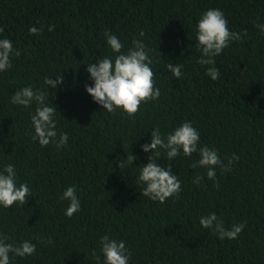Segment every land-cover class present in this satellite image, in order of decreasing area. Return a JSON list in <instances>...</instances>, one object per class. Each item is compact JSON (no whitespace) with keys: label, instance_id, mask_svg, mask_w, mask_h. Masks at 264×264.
I'll return each mask as SVG.
<instances>
[{"label":"trees","instance_id":"obj_1","mask_svg":"<svg viewBox=\"0 0 264 264\" xmlns=\"http://www.w3.org/2000/svg\"><path fill=\"white\" fill-rule=\"evenodd\" d=\"M218 8L234 32L246 33L214 57L217 80L205 75L195 47L201 12ZM264 0H0V39L8 36L20 52L0 72V162L14 163L18 180L29 183L25 204L0 208V232L31 239L36 253L16 264H98L99 240L123 239L130 264H264ZM36 26L38 34L29 29ZM51 29V30H49ZM131 44L140 39L153 59L161 95L129 116L102 110L85 91L86 64L107 55L105 31ZM143 33V36L140 33ZM180 63L173 78L167 63ZM62 72L63 83L49 90L57 107L58 131L68 144L41 147L33 141L30 112L11 96L24 85L47 87L45 76ZM53 79L56 77L53 76ZM200 131L202 145L215 147L228 169L209 180L199 158L176 157L173 171L181 191L165 202L148 199L137 180L158 127L166 134L183 121ZM133 166L118 168L127 153ZM170 162L161 158L158 162ZM196 173L204 176L193 183ZM75 185L81 210L66 217L62 191ZM215 212L226 227L244 223L234 240L202 228L199 217ZM100 260L103 257L100 256Z\"/></svg>","mask_w":264,"mask_h":264},{"label":"clouds","instance_id":"obj_2","mask_svg":"<svg viewBox=\"0 0 264 264\" xmlns=\"http://www.w3.org/2000/svg\"><path fill=\"white\" fill-rule=\"evenodd\" d=\"M256 27L264 32V23L256 24ZM51 30V29H49ZM195 47L200 52L199 63L212 65L207 67L205 75L212 80H217L220 71L215 67L214 57L222 53L231 42L240 40L246 33L231 31L228 20L218 8H209L201 12L195 23ZM32 34H38L40 29L32 26L29 29ZM3 29H0V34ZM143 36V33H140ZM106 45L110 49L107 55L96 57L94 63L86 64L88 79L91 84H85V91L92 100L112 113L120 111L134 115L142 102L157 100L161 95L159 87L155 86L153 59L150 50L140 39L133 38L131 44L125 47L120 37L110 31L104 33ZM13 40L8 36L0 39V72H5L12 67V57L19 56L18 49L13 47ZM167 70L173 78L179 79L182 75V65L167 63ZM62 72L53 76L44 77V85L47 87H34L31 84L24 85L11 96V103L16 106L33 109L30 112L32 140L41 147L50 143L58 149L67 146L69 134L58 131L57 107L49 100V90L56 91L63 83ZM141 150L149 153L146 164L135 167L138 170L137 180L143 185L142 193L148 199L157 202H165L168 198L176 196L181 191V180L172 170L176 157L198 154V159L192 165L193 168H202L204 175L209 180L216 178V168L225 170L238 157L233 153L227 164H223L219 152L215 147L202 145L200 131L193 126L191 121H183L166 134L158 127L150 131V142L142 144ZM2 151V150H0ZM170 162L166 165L158 163L161 158ZM137 156L131 152L117 162L118 168L133 166ZM204 179L200 173L193 177V183L199 184ZM79 189L75 185L67 186L61 193L60 199L67 202L64 209L66 217H73L74 213L81 210ZM31 197L29 183L18 180L14 163L0 162V208H9L16 204L23 205ZM202 228L211 229L219 239L234 240L244 228V223H234L226 227L224 221L215 212L199 217ZM37 244L31 239L15 240L6 233L0 232V264H16V259L21 260L31 257L36 253ZM99 253L93 249V256L98 264H130L131 251L126 247L123 239L114 238L105 234L99 240ZM100 256L103 260H100Z\"/></svg>","mask_w":264,"mask_h":264}]
</instances>
